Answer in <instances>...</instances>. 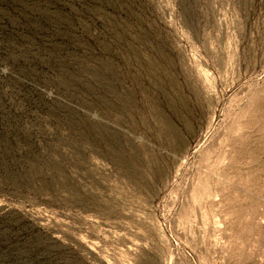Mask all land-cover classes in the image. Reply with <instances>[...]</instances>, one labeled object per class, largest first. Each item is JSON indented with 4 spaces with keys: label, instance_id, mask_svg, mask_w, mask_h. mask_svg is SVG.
I'll return each instance as SVG.
<instances>
[{
    "label": "rangeland",
    "instance_id": "obj_1",
    "mask_svg": "<svg viewBox=\"0 0 264 264\" xmlns=\"http://www.w3.org/2000/svg\"><path fill=\"white\" fill-rule=\"evenodd\" d=\"M0 264H264V0H0Z\"/></svg>",
    "mask_w": 264,
    "mask_h": 264
}]
</instances>
